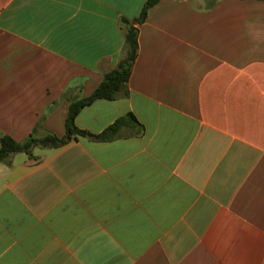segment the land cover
<instances>
[{"label":"crops","instance_id":"crops-1","mask_svg":"<svg viewBox=\"0 0 264 264\" xmlns=\"http://www.w3.org/2000/svg\"><path fill=\"white\" fill-rule=\"evenodd\" d=\"M145 2L0 0V140L62 137ZM136 27L87 135L0 163V264H264V0H158Z\"/></svg>","mask_w":264,"mask_h":264},{"label":"trees","instance_id":"trees-1","mask_svg":"<svg viewBox=\"0 0 264 264\" xmlns=\"http://www.w3.org/2000/svg\"><path fill=\"white\" fill-rule=\"evenodd\" d=\"M157 1L158 0H146L138 17L132 21L122 19L121 22L124 29V44L121 56L116 66L103 76L102 81L90 96L70 102L65 120L64 135L62 137H57L53 134H47L42 138H35L31 136L23 142H16L10 138L4 137L0 140V163L10 165V159L14 154H29L31 149L36 147H59L67 144L77 137H84L87 135L86 131L80 130L75 126L74 120L77 114L81 111V109L91 104L94 100H114L125 88L138 53V29L136 25L141 24L145 20L148 10L155 5ZM124 123V118L116 120L100 134V140L113 139L119 128Z\"/></svg>","mask_w":264,"mask_h":264},{"label":"water","instance_id":"water-1","mask_svg":"<svg viewBox=\"0 0 264 264\" xmlns=\"http://www.w3.org/2000/svg\"><path fill=\"white\" fill-rule=\"evenodd\" d=\"M89 137H92V138H97L96 135H92V134H88Z\"/></svg>","mask_w":264,"mask_h":264}]
</instances>
